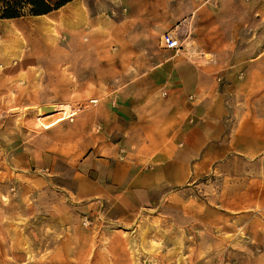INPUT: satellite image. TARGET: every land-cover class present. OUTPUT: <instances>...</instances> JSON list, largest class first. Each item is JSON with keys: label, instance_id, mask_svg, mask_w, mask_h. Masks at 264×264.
I'll return each instance as SVG.
<instances>
[{"label": "rangeland", "instance_id": "374dc122", "mask_svg": "<svg viewBox=\"0 0 264 264\" xmlns=\"http://www.w3.org/2000/svg\"><path fill=\"white\" fill-rule=\"evenodd\" d=\"M150 3L0 19V264H264V154L232 145L240 109L264 115V55L257 89L229 78L252 62L240 51L264 52V0H184L191 13L167 22ZM183 23L182 47L160 48ZM196 23L217 40L193 41ZM159 72L194 94L193 124L227 128L188 147L174 133L160 154Z\"/></svg>", "mask_w": 264, "mask_h": 264}, {"label": "crops", "instance_id": "0c3cea01", "mask_svg": "<svg viewBox=\"0 0 264 264\" xmlns=\"http://www.w3.org/2000/svg\"><path fill=\"white\" fill-rule=\"evenodd\" d=\"M126 3L130 6L129 11L131 13L137 12L139 7L136 4V0H125ZM142 1V0H140ZM147 3L149 0H145ZM138 2V1H137ZM71 3L65 5L64 7L70 5ZM184 0H152V3L146 5L145 8L148 10L147 12L150 13L153 17H157L158 20L167 22L171 19V10L175 9L173 12L174 20H178L183 15H188L191 13V9L187 10L184 7ZM258 5L253 7V11L258 13L256 9ZM144 7V4H143ZM197 11L196 10L192 19L196 17ZM146 12V11H145ZM202 14V13H201ZM197 15L199 19H202L203 15ZM191 19V20H192ZM173 20V21H174ZM172 23V20H171ZM197 24V23H196ZM199 24H197L198 26ZM182 30L185 28L184 32H187V28H189L188 24H181L178 26V35L180 36L181 28ZM177 28V27H176ZM180 29V30H179ZM194 36L192 38L193 41L198 42L199 44H204L207 42H211L217 39L209 38V25L200 24L198 28L194 30ZM185 36V34L183 35ZM182 37V36H180ZM182 40V39H181ZM204 51H200L203 53ZM250 53L251 56L248 59L252 62H244L246 65V69L243 74L240 73L241 76L238 77V73L234 75H230L229 78L234 79V88L235 90L247 91L257 89L258 87L255 85V81L253 77L259 74L258 62L263 55L264 52L251 54V52L240 51L239 56L240 58H246L245 55ZM242 70V69H240ZM254 81V84L252 83ZM156 82H158L157 86L164 90L166 98H161L156 101V107H158L161 125L158 127L160 135L157 136L159 139L160 145V154H166L171 150L174 146L172 142L174 141V133H177V137L185 140V145L188 147L194 141V134L195 132L199 135V138L202 143L199 141V145L203 143H207L208 139L213 138L214 133H221L225 130L226 125L224 127L223 121L220 116H214L211 114L204 115L202 117L203 120L201 122H197L193 124V119L189 118V113L187 112L188 109V101L189 99H193L194 94H188L185 89H178L173 82H170L167 78V74L159 72L156 77ZM186 101V102H185ZM183 103L182 106L186 108V114H181V110L179 109L180 104ZM126 103H122L121 107L125 106ZM113 107L118 108L119 103L117 104L115 101L113 102ZM225 124L229 123L227 119L224 117ZM233 148L234 151L247 160H253L257 156L264 154V115H256L251 112V110L247 109H240L239 115L233 119ZM201 147V146H200ZM166 163V164H165ZM165 164V165H163ZM163 165V166H162ZM173 164L170 162H161V164L156 167V172L160 174L161 178L167 177L165 174V168H171ZM166 180V179H165Z\"/></svg>", "mask_w": 264, "mask_h": 264}, {"label": "trees", "instance_id": "16d2710c", "mask_svg": "<svg viewBox=\"0 0 264 264\" xmlns=\"http://www.w3.org/2000/svg\"><path fill=\"white\" fill-rule=\"evenodd\" d=\"M74 0H0V19L14 20L27 15H48Z\"/></svg>", "mask_w": 264, "mask_h": 264}, {"label": "built area", "instance_id": "2783aa9c", "mask_svg": "<svg viewBox=\"0 0 264 264\" xmlns=\"http://www.w3.org/2000/svg\"><path fill=\"white\" fill-rule=\"evenodd\" d=\"M159 46L165 50H178L182 47L181 37L178 35V27L172 32L165 33L159 39Z\"/></svg>", "mask_w": 264, "mask_h": 264}, {"label": "water", "instance_id": "95a60500", "mask_svg": "<svg viewBox=\"0 0 264 264\" xmlns=\"http://www.w3.org/2000/svg\"><path fill=\"white\" fill-rule=\"evenodd\" d=\"M44 111H46V112H51V111H53V107H51V106H45V107H43L42 108Z\"/></svg>", "mask_w": 264, "mask_h": 264}, {"label": "bare ground", "instance_id": "6f19581e", "mask_svg": "<svg viewBox=\"0 0 264 264\" xmlns=\"http://www.w3.org/2000/svg\"><path fill=\"white\" fill-rule=\"evenodd\" d=\"M66 5H67V4H66ZM43 17H45V16H43ZM7 32H8V31H7ZM43 107H45V106H43ZM43 107H42V108H43ZM42 108H41V109H42ZM75 108H79V106H76ZM42 111H43V112H46V111H44L43 109H42ZM51 112H52V111H51ZM47 113H49V112H47Z\"/></svg>", "mask_w": 264, "mask_h": 264}]
</instances>
